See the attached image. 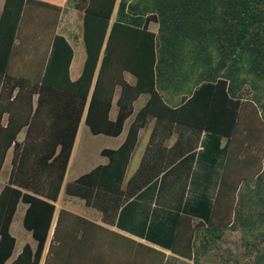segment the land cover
Instances as JSON below:
<instances>
[{
    "label": "trees",
    "instance_id": "16d2710c",
    "mask_svg": "<svg viewBox=\"0 0 264 264\" xmlns=\"http://www.w3.org/2000/svg\"><path fill=\"white\" fill-rule=\"evenodd\" d=\"M68 1L81 16L85 51L74 81L73 48L51 37L63 0H5L0 14V172L12 151L0 192V264L14 252L10 225L19 204L36 246L26 244L10 264H40L83 117L93 136L117 138L131 123L118 149L101 151L107 163L66 183L65 197L88 208H121L194 154L202 136L215 138L218 150L224 140L207 217L177 218L170 250L195 264H264V0H130L118 12L125 8L130 22L112 24L116 0ZM29 9L46 22L52 43L45 64L43 56L17 74ZM141 96L148 100L135 113ZM150 125L128 178L139 132ZM234 232L238 242L225 247ZM53 242L55 235L48 256Z\"/></svg>",
    "mask_w": 264,
    "mask_h": 264
},
{
    "label": "crops",
    "instance_id": "0c3cea01",
    "mask_svg": "<svg viewBox=\"0 0 264 264\" xmlns=\"http://www.w3.org/2000/svg\"><path fill=\"white\" fill-rule=\"evenodd\" d=\"M129 2L130 0H116L110 24L116 21L130 22V19L125 15V8L121 17L118 15L119 7H126ZM4 3L5 0H0V14ZM79 17L81 22V16L73 9L72 4L68 0H63L60 16L51 36L53 37L56 34L63 36L73 48L74 55L70 65V78L73 81L80 76L85 60L81 31L80 34L75 32L73 25V20L76 19L77 21ZM150 29L156 31V26H151ZM51 43L52 38L49 39L44 53V64L50 53ZM75 48L82 51V58L78 68L72 73ZM25 71L27 70L24 69L23 73ZM13 72L18 73V68L13 69ZM126 80L134 83V79L129 75H126ZM116 98L110 112L112 120L115 119L117 113ZM147 100V96L138 98L134 103L135 113L146 104ZM5 121L6 116H3V122ZM130 123L131 120L126 121L122 133L117 138H112L119 139V142L113 148H110L111 150L118 149L124 142ZM83 125L85 126L84 117L77 130L67 171L71 166L81 167L82 163L78 160L77 154L79 149L84 147L81 138V130L82 134L85 135V131L82 129ZM151 129L152 125L139 132L138 144L134 149L135 152L141 146L137 158V168L147 145ZM22 133L24 136L25 130L20 132V134ZM224 145L225 141L223 140L218 150L215 138L202 136L194 154L187 155L179 160L171 170L142 189L121 208L96 209L79 206H55L40 264H195L192 260L173 254L170 250V241L174 235V221L185 214L191 216L193 212L198 213L197 217L199 219L207 217V212H209L214 202L219 186L221 167L224 162V155L220 153V149ZM102 150L104 149L100 150V156ZM134 152L129 164L133 160ZM8 154L12 156V151L9 150L7 156ZM102 158L106 161L100 165L107 163V159ZM6 181H3L0 192ZM66 183L68 182H65L64 178L63 188ZM63 188L57 202L61 200V193H64ZM20 205L23 204L17 206L10 225V234L16 240L11 260L20 253L26 244L32 248L36 246L31 238L32 241L26 240L16 251L17 239L12 233V226ZM25 208L26 206L23 205L18 217L21 226ZM202 221L204 223V220ZM27 233L30 235L29 232ZM54 235L55 242H53V246H55V252L48 256ZM11 260L8 261L9 264Z\"/></svg>",
    "mask_w": 264,
    "mask_h": 264
},
{
    "label": "rangeland",
    "instance_id": "374dc122",
    "mask_svg": "<svg viewBox=\"0 0 264 264\" xmlns=\"http://www.w3.org/2000/svg\"><path fill=\"white\" fill-rule=\"evenodd\" d=\"M36 13L32 11L31 9L28 10L27 15L23 21V25L21 28V39L23 41L22 47H21V54L18 56V72H23L24 65L29 64V62H38L40 59L43 58L44 53L46 52L48 41H49V30L46 27V22L44 20H39L35 18ZM73 25L75 28V32L80 34V17L79 19L73 20ZM77 27V30H76ZM82 58V51L79 48H75V60L73 63V70L72 73L76 71L78 68V65ZM23 69V70H22ZM21 74V73H17ZM82 129L85 131V135L82 134L81 130V138L84 143V147L79 149L77 158L82 163L81 167H74L71 166L69 170L67 171V174L65 176V182H69L72 179L76 178L77 176L88 172L92 168L100 165L101 163H104L106 160L100 156V150L101 149H110L113 148L118 142L119 139H112L107 138L104 136H92L88 129L83 125ZM23 137V133L20 134L19 139ZM140 149H136L134 152L133 160L129 164L127 168L126 176L129 178L136 170L138 161L137 158L140 154ZM10 157L11 154H8L7 159L3 165V168L0 172V187L3 184V181L7 180L9 172H10ZM61 200L55 204V206H79V207H85L84 204L78 200V199H71L66 198L64 196V193H61ZM23 208V205H20L18 208V213L16 215V218L13 222L12 226V233L17 239V246L16 251L19 250L21 244H23L26 240L32 241L31 236L22 228L21 222L19 221L18 217L21 213V209ZM19 229V231H18ZM239 233L234 232L230 235L227 246H233L232 242L237 243L238 242ZM6 264H9L6 263Z\"/></svg>",
    "mask_w": 264,
    "mask_h": 264
}]
</instances>
